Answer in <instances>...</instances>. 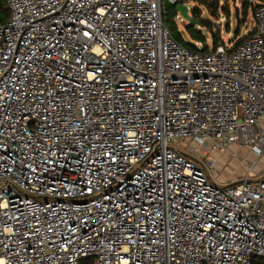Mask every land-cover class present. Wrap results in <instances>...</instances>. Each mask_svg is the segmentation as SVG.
Listing matches in <instances>:
<instances>
[{"label":"built area","instance_id":"obj_1","mask_svg":"<svg viewBox=\"0 0 264 264\" xmlns=\"http://www.w3.org/2000/svg\"><path fill=\"white\" fill-rule=\"evenodd\" d=\"M2 1L0 264H264V174L170 145L264 155V0L209 52L165 0Z\"/></svg>","mask_w":264,"mask_h":264},{"label":"rangeland","instance_id":"obj_2","mask_svg":"<svg viewBox=\"0 0 264 264\" xmlns=\"http://www.w3.org/2000/svg\"><path fill=\"white\" fill-rule=\"evenodd\" d=\"M244 0H205L199 3L196 0L190 1V13L193 9L197 8L200 11V16L207 21L212 22V32L221 34V44L230 47L246 37L255 25L253 17V7L248 6L244 9ZM259 1V0H255ZM219 2V16L212 15L208 6L210 3ZM168 0H165L164 5L168 6ZM172 4V3H171ZM170 4V5H171ZM226 5L229 10L223 11L222 7ZM178 29L183 36L191 41L189 31L186 26L190 22L184 20L181 15L177 17ZM199 30H202L206 37V44L213 46L212 32L207 28L194 24ZM239 32V33H238ZM171 146L179 149L184 154L190 156L192 159L200 164H203L211 178L218 185L231 184L242 180L246 175L250 174L251 179H255L258 174H264V155L260 158L254 156L249 147L241 145H230L227 148L219 151L212 150L210 146H199L192 140H176L170 143ZM210 164L212 166L210 167Z\"/></svg>","mask_w":264,"mask_h":264},{"label":"trees","instance_id":"obj_3","mask_svg":"<svg viewBox=\"0 0 264 264\" xmlns=\"http://www.w3.org/2000/svg\"><path fill=\"white\" fill-rule=\"evenodd\" d=\"M190 1H192V0H176V4H179V3L188 4ZM196 1H198L199 3H205V2H202L205 0H196ZM218 3L219 2H216V3L212 2L208 6L209 11L212 13V15H215L217 17L219 16V13H220ZM170 4L168 6H165L163 3V19H164L165 25L170 30L173 37H175L179 42H181L182 44H184L185 46H187L189 48H194L195 42H203V44H204L203 51L209 52L210 48L206 44V37L203 34L202 30H199L196 25L190 24V25L186 26L187 30L189 31V35L192 39L191 41H188L183 36V34L178 29V22L176 21L177 17H179V13L176 10V5H173V4L170 5ZM256 5H257V1H253V0H244L243 1L244 9H247L248 6L253 7V14H254ZM227 8L228 7L226 5H224L222 7V10L229 12V10ZM191 14L195 19H198L200 21V24H199L200 26L207 28L209 31L212 32V24H211L212 22L204 20L200 16V11L197 8L193 9ZM9 16H10V12H9L8 7L6 6L4 1L0 0V25L4 24L9 19ZM253 31H254V27H252L251 31L249 32V34L246 37L251 35L253 33ZM246 37H244L243 39H241L238 42H242ZM212 38H213V44L212 45L214 47L221 44L222 38H221L220 32L215 33V34L212 32ZM79 264H96V263H95L94 259L86 258V259H83Z\"/></svg>","mask_w":264,"mask_h":264},{"label":"water","instance_id":"obj_4","mask_svg":"<svg viewBox=\"0 0 264 264\" xmlns=\"http://www.w3.org/2000/svg\"><path fill=\"white\" fill-rule=\"evenodd\" d=\"M172 4L176 5V10L184 20L189 21L190 24H200V21L195 19L190 13L189 6L187 4H176V1L172 2Z\"/></svg>","mask_w":264,"mask_h":264}]
</instances>
